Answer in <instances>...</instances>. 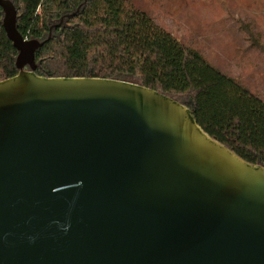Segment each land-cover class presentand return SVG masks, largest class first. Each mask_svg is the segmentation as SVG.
<instances>
[{
	"label": "water",
	"instance_id": "1",
	"mask_svg": "<svg viewBox=\"0 0 264 264\" xmlns=\"http://www.w3.org/2000/svg\"><path fill=\"white\" fill-rule=\"evenodd\" d=\"M14 0L1 23L0 264H264V165L176 96L120 77L43 76Z\"/></svg>",
	"mask_w": 264,
	"mask_h": 264
},
{
	"label": "trees",
	"instance_id": "2",
	"mask_svg": "<svg viewBox=\"0 0 264 264\" xmlns=\"http://www.w3.org/2000/svg\"><path fill=\"white\" fill-rule=\"evenodd\" d=\"M25 37L46 38L85 0H14ZM0 6V80L18 73V51ZM36 52L43 76L133 79L189 105L199 124L245 159L264 165V101L164 30L131 0H86ZM258 46L264 45L258 40Z\"/></svg>",
	"mask_w": 264,
	"mask_h": 264
},
{
	"label": "rangeland",
	"instance_id": "3",
	"mask_svg": "<svg viewBox=\"0 0 264 264\" xmlns=\"http://www.w3.org/2000/svg\"><path fill=\"white\" fill-rule=\"evenodd\" d=\"M131 1L264 101V0Z\"/></svg>",
	"mask_w": 264,
	"mask_h": 264
},
{
	"label": "built area",
	"instance_id": "4",
	"mask_svg": "<svg viewBox=\"0 0 264 264\" xmlns=\"http://www.w3.org/2000/svg\"><path fill=\"white\" fill-rule=\"evenodd\" d=\"M26 38H29V37H26Z\"/></svg>",
	"mask_w": 264,
	"mask_h": 264
}]
</instances>
